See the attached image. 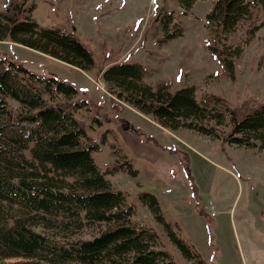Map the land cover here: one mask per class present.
I'll use <instances>...</instances> for the list:
<instances>
[{"label":"trees","instance_id":"1","mask_svg":"<svg viewBox=\"0 0 264 264\" xmlns=\"http://www.w3.org/2000/svg\"><path fill=\"white\" fill-rule=\"evenodd\" d=\"M176 1L188 12L200 0ZM35 9L31 0L0 9V42L90 70L92 50L73 30L41 25ZM162 16L160 42L184 34L173 11ZM207 28L211 53L233 79L237 61L264 28V0H216ZM10 54L0 52V264H180L156 228L134 220L135 204L108 177L114 170L96 161L94 152L102 144L77 116L88 104L80 89L57 75L37 73ZM101 71L114 97L163 128H190L264 148V101L233 105L215 92L199 95L194 83L176 88L165 80L153 83L141 60L115 61ZM127 170L138 174L130 163ZM139 198L183 256L209 264L177 235L154 192L142 190Z\"/></svg>","mask_w":264,"mask_h":264},{"label":"rangeland","instance_id":"2","mask_svg":"<svg viewBox=\"0 0 264 264\" xmlns=\"http://www.w3.org/2000/svg\"><path fill=\"white\" fill-rule=\"evenodd\" d=\"M12 1L0 0V9ZM31 1L41 25L76 33L92 50L94 66L75 68L8 40L0 42V52L9 56L12 51L37 73L57 75L80 89L88 104L77 116L102 144L94 152L96 161L114 170L108 177L135 204L134 220L156 228L180 264H194L140 200L142 190L152 191L177 235L209 264H264V148L231 144L190 128H163L114 97L101 71L115 61L141 60L153 83L165 80L173 88L194 83L199 95L215 92L233 105L262 102L264 28L237 61L231 79L208 47L207 15L216 0L197 1L188 12L176 0ZM165 11H173L184 34L163 43ZM129 163L138 174L127 170Z\"/></svg>","mask_w":264,"mask_h":264},{"label":"water","instance_id":"3","mask_svg":"<svg viewBox=\"0 0 264 264\" xmlns=\"http://www.w3.org/2000/svg\"><path fill=\"white\" fill-rule=\"evenodd\" d=\"M129 125H126V127H128Z\"/></svg>","mask_w":264,"mask_h":264},{"label":"built area","instance_id":"4","mask_svg":"<svg viewBox=\"0 0 264 264\" xmlns=\"http://www.w3.org/2000/svg\"><path fill=\"white\" fill-rule=\"evenodd\" d=\"M212 214H214V212H212Z\"/></svg>","mask_w":264,"mask_h":264}]
</instances>
